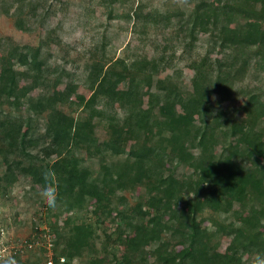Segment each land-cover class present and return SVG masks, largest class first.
Returning a JSON list of instances; mask_svg holds the SVG:
<instances>
[{"label":"trees","instance_id":"16d2710c","mask_svg":"<svg viewBox=\"0 0 264 264\" xmlns=\"http://www.w3.org/2000/svg\"><path fill=\"white\" fill-rule=\"evenodd\" d=\"M177 15L182 16L188 45L207 34L227 58L216 60L211 73L195 79L187 94L173 83L153 88V63L135 61L120 71L124 60L96 62L88 75L92 92L77 101L86 118L66 114L58 107L62 98L55 94L41 91L29 97L39 89L38 80H46L41 47L13 46L0 56V111L5 104L20 109L30 99L27 118L9 112L0 121L1 132L10 130L0 137L5 167L0 182L8 191L27 178L33 189L42 190L43 174L55 171L57 207L46 206L50 219L43 213L40 222H34L29 241L34 235L43 240L48 232L40 225L47 224L54 250L68 258L67 264L86 258L87 264H249L250 253L264 252V91L249 93L247 115L239 112L233 119L214 101L218 96L221 104L233 95L252 62L264 64V0H222L218 5L196 0L187 16ZM17 65L30 67L26 81L33 83L26 92ZM143 94L148 96V111L142 108ZM100 102L126 109L122 123L111 127L114 139L104 148L127 154L130 161L101 167L96 175L76 151L85 149L88 157L92 148L102 151L93 135L94 117L103 113L96 108ZM31 113L47 114L44 135L35 136ZM131 142L136 147L127 150ZM181 167L185 173L178 176ZM138 186L146 188L147 196L134 208L120 210L113 197ZM208 211L211 219L205 217ZM83 212L86 217H78ZM111 223L119 230L115 239L106 229ZM100 231L105 236L101 249ZM203 236L207 244L195 250L196 239ZM111 241L123 249L111 248ZM152 243L159 253L153 261H143ZM176 247L187 249L186 255L165 254ZM39 249L44 259L45 249Z\"/></svg>","mask_w":264,"mask_h":264},{"label":"rangeland","instance_id":"374dc122","mask_svg":"<svg viewBox=\"0 0 264 264\" xmlns=\"http://www.w3.org/2000/svg\"><path fill=\"white\" fill-rule=\"evenodd\" d=\"M211 1L214 5L222 2ZM194 4L196 0H0V56L7 54L13 46L32 49L41 47L40 59L44 63L43 74L46 75V80H38L39 89L29 94V97L38 96L41 91L47 95L55 94L62 98L58 107L75 118L82 115L88 117V114L77 107V101L79 95L89 97L92 92L88 75L96 62L110 65L124 60L126 64L118 67L120 71H127L135 61L153 63L156 65L153 88L158 85L168 87L173 83L181 93L187 94L195 79L210 74L216 60H223L228 56L207 34H199L198 40L193 45H188L190 38H186L185 30L181 28L182 16L177 13L187 16L189 11L192 12ZM138 6L141 9L135 12ZM18 23H22V26H18ZM246 55L245 53L243 56ZM16 71L23 79L21 85L26 92V87L33 83V79L26 81L30 67L17 65ZM246 73L245 80L236 86L231 97L223 98L221 104H217L219 97H214L217 109L222 114L227 113L229 119H233L239 112L247 115L249 93L264 91V64L256 65L252 62ZM119 86L124 87L121 84ZM147 97L146 94L142 96L144 111L150 109ZM29 100H24L20 109L5 104L2 112L0 111V121L9 112L22 120L27 118L30 115ZM96 108L103 113L102 117H94L93 135L102 151L97 153L92 148L94 153L88 157L85 149H82L76 151V155L84 158L83 163L97 175L101 167L125 164L130 161V157L127 154L116 155L104 148L114 139L111 127L122 123L126 109L107 106L101 102ZM31 116V129L35 131V136L44 135L47 114L38 116L31 113ZM8 131L10 130L0 131V137L5 132L10 134ZM149 133L153 134L155 130H150ZM134 146L136 144L131 142L126 147L127 150H132ZM3 159L0 156V176L5 171ZM184 173L185 169L181 167L177 175ZM4 185L0 182V245L4 240L19 245L32 236L34 222H40L39 218L44 212L50 219L51 213L39 195L41 189H33L27 178L21 179L8 191ZM145 192L146 188L142 186L128 187L118 191L112 200L120 210L127 211L134 208L141 197L147 196ZM121 196L123 201L119 198ZM188 197L192 195L188 193ZM209 211L205 214L207 219L212 216ZM86 214L83 212L78 217L85 218ZM87 217L95 222L96 218L91 215ZM50 221L54 222V219L51 218ZM205 225L210 227V220H206ZM46 226L48 225L41 224L40 228ZM106 229L113 239L117 238L119 230L115 224L111 223ZM98 235L101 249L100 243L105 241V236L102 231ZM109 244L113 249L120 248V243L111 241ZM206 244L207 237H199L194 248L196 250ZM170 245L173 246V243ZM40 251L36 248L24 258L16 260L18 264H44ZM158 253V245L152 243L142 259L151 262ZM186 253L187 249L184 247H176L165 254L169 257H182ZM71 264H87V258L76 259Z\"/></svg>","mask_w":264,"mask_h":264},{"label":"built area","instance_id":"2783aa9c","mask_svg":"<svg viewBox=\"0 0 264 264\" xmlns=\"http://www.w3.org/2000/svg\"><path fill=\"white\" fill-rule=\"evenodd\" d=\"M40 230H46L48 232V234H46L45 237L44 235L41 236L42 238H44L43 240L37 239V237H35L34 235L31 242L29 241V239H27L24 242L23 241L20 242L19 245L11 244L16 242H12V241L8 242V240L2 241L0 245V256L11 255L13 257L19 256L21 258H24L28 254V252L36 248L38 249L42 247L45 249L44 264H67L68 258L57 254L54 250V243H53L54 237L52 236V234H49V232H51L49 226L40 228Z\"/></svg>","mask_w":264,"mask_h":264},{"label":"clouds","instance_id":"9594fccd","mask_svg":"<svg viewBox=\"0 0 264 264\" xmlns=\"http://www.w3.org/2000/svg\"><path fill=\"white\" fill-rule=\"evenodd\" d=\"M56 173L54 170H47L43 174L44 186L40 192V197L43 202L52 209L57 207L58 202V187L55 180ZM249 264H264V252L256 251L250 253ZM0 264H18L15 257L11 255L0 256Z\"/></svg>","mask_w":264,"mask_h":264}]
</instances>
